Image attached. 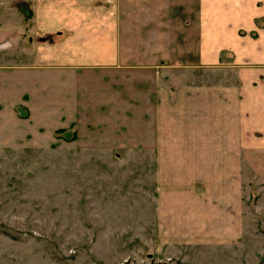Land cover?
<instances>
[{"label":"crops","instance_id":"1","mask_svg":"<svg viewBox=\"0 0 264 264\" xmlns=\"http://www.w3.org/2000/svg\"><path fill=\"white\" fill-rule=\"evenodd\" d=\"M22 1L26 31L18 2L0 0V36L15 32L0 41V150L39 148L72 126L108 127L96 142L177 151L156 164L192 166L188 194L223 198L213 179L228 192L224 205L243 206L245 167L264 165V0ZM181 69L205 76L181 78ZM89 81L98 86L86 96ZM55 87L81 103L31 132L35 95Z\"/></svg>","mask_w":264,"mask_h":264},{"label":"rangeland","instance_id":"2","mask_svg":"<svg viewBox=\"0 0 264 264\" xmlns=\"http://www.w3.org/2000/svg\"><path fill=\"white\" fill-rule=\"evenodd\" d=\"M16 2L26 31V1ZM6 24L12 32L20 21ZM179 72L186 79L205 76ZM225 76L234 78L237 72L225 71ZM89 82L86 96L95 95L98 86ZM59 88L35 95L31 132L81 103L80 93L73 97ZM87 125L79 132L74 126L58 132L49 142L46 137L35 145L39 148L15 143V149L0 150V264H264V165L245 167L252 181L245 175L238 191L244 202L236 211L223 204L228 192L213 179L210 190L223 198L188 194L195 182L188 173L192 166H157L158 157L177 151L98 143L108 137V127ZM28 130L19 127L18 136ZM240 212L242 229H236L231 221Z\"/></svg>","mask_w":264,"mask_h":264},{"label":"trees","instance_id":"3","mask_svg":"<svg viewBox=\"0 0 264 264\" xmlns=\"http://www.w3.org/2000/svg\"><path fill=\"white\" fill-rule=\"evenodd\" d=\"M59 132H63V131H59Z\"/></svg>","mask_w":264,"mask_h":264}]
</instances>
